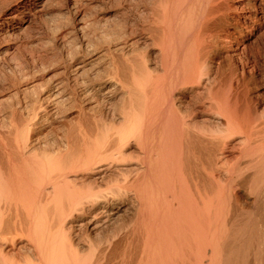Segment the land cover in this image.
<instances>
[{"label":"bare ground","instance_id":"bare-ground-1","mask_svg":"<svg viewBox=\"0 0 264 264\" xmlns=\"http://www.w3.org/2000/svg\"><path fill=\"white\" fill-rule=\"evenodd\" d=\"M40 3L4 5L0 30L14 17L27 21ZM138 7L106 48L100 40L76 47L65 77L41 85L27 122L13 135L0 133V247L18 236L28 244L10 258L1 247L0 264L104 262L108 254L92 245L79 254L62 219L98 208L74 233L112 215L113 196L75 186L81 173L103 172L131 147L139 165L116 184L124 194L112 193L122 200L132 190L137 202L121 264H264V49L245 44L264 25V0H142ZM230 47L239 68H226L232 63L220 51ZM69 110L75 115L57 146L47 135L32 140L35 123Z\"/></svg>","mask_w":264,"mask_h":264},{"label":"rangeland","instance_id":"rangeland-1","mask_svg":"<svg viewBox=\"0 0 264 264\" xmlns=\"http://www.w3.org/2000/svg\"><path fill=\"white\" fill-rule=\"evenodd\" d=\"M18 1L20 0H0V15L2 13L0 19H5L7 16V14L3 12V8L13 5ZM23 1H27L30 5L35 2V0ZM141 1L142 0H135L134 2L133 0H42L43 4L40 3L37 7L34 5L31 7L33 9L24 16L25 19L23 20L27 21H22L18 16L10 19L9 22L11 25L0 30V133H11V135H13L15 130L14 127H21L22 122H27L28 119L26 118L28 117V113L30 114L31 112L29 109L30 105L37 97H40L43 92L42 90L45 88L43 86H45L46 83L48 85V83H52L65 77L63 67L68 64V57L70 53L77 50L76 47L78 48L79 45L82 46L91 43V41L93 43V41L96 42L97 40H100L102 48H106L107 41H109V39L112 41L119 30H124L126 28L125 24L128 23V20L129 22L136 20V14H138V12L135 8H139L138 6L141 5ZM133 3H137L138 6ZM128 5L133 9L129 10L130 12L125 11V8L127 9ZM35 10L36 12H34ZM239 10L241 9H237L233 15L240 14L241 11ZM112 31L117 33L114 34ZM252 31L253 36H251L245 44H248L247 46L249 47L257 46L264 49V25L263 27L260 26ZM110 32L111 35L112 33L114 35L111 36ZM259 42L261 44H259ZM232 48L233 47H230L220 52L221 54H224V57L228 58L230 63H232L226 68H231L236 65V67L239 68V57L232 56ZM147 51L150 54L154 53V49H148ZM217 52L218 50H215L213 54H216ZM118 53L119 52H115V56L120 58L119 56H121V53ZM98 67L100 69H105L107 66L106 63H100ZM72 69L73 68H71V70ZM28 85H33L31 91L27 90L29 87ZM41 85L43 86L41 87ZM118 98L119 97L114 99L116 104ZM11 109H14L16 113L13 118L9 114V110ZM38 112V117L45 116L44 111L39 109ZM73 115H75V111L69 110L62 114L59 113L54 119H51L52 121L50 119L46 122L39 123L38 121L32 127V140L34 138H39L43 141L42 137L47 135L50 146L54 148L60 142V135L64 128H66V125L72 121L71 118ZM11 123L13 126H11ZM33 143H35V141L32 142V144ZM128 152L124 158L116 161L117 163L114 162V164H111V166L101 173H96L94 171L81 173V181H78L75 186L79 187L91 184L93 187L90 189L91 192L106 194L107 196H111V198L113 196L111 206L115 207L108 208V211L106 212H112V215L109 216L105 213L100 214L96 219L100 223L95 229H85L82 226L81 229L74 233H72L71 227L75 224L85 223L87 220H90L91 215H93L98 208H91V206L85 205L84 213H74L69 216L70 218L65 216V219H62L64 231L70 232V241L73 243L74 248L79 250L80 255L83 254L82 256H84L86 245H92L95 250L98 249V251L96 250V253H100L99 250L103 249L101 257L103 256V252H105L104 255L108 254V260L105 256L106 261L105 259H101L104 262L101 263L100 261V263H98L99 261L95 260L98 261L97 264H121V256L123 257V253L128 246L127 240L131 237L132 233H135L133 226L136 219L137 202L133 191L128 190L127 194L123 195L122 200L118 195L112 194H124V190L116 191V184H121L125 177L130 179L129 176H133L135 167L139 165L138 160L140 154L134 150L133 147L128 149ZM130 152L132 155H130ZM125 172L127 174H125ZM128 172H130V174ZM119 204L123 205L122 207L117 208L116 206H119ZM18 237L15 239L14 246H1L3 252L6 254L5 257L12 256L15 252L18 253V251H20V256L23 251L19 246H22L23 244L28 246L27 238ZM96 256L99 257L98 254ZM83 259L85 260L86 258L83 257ZM17 262L18 264L25 263V259L21 257Z\"/></svg>","mask_w":264,"mask_h":264}]
</instances>
